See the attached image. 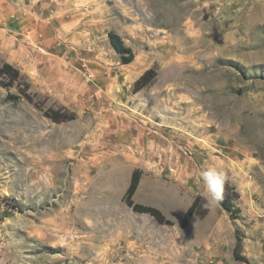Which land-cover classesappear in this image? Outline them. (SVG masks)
<instances>
[{"label":"rangeland","instance_id":"1","mask_svg":"<svg viewBox=\"0 0 264 264\" xmlns=\"http://www.w3.org/2000/svg\"><path fill=\"white\" fill-rule=\"evenodd\" d=\"M104 96L122 135L104 138ZM60 109L77 118L45 115ZM136 170L134 202L173 225L124 202ZM199 196L208 214L183 228ZM0 264H264V0H0Z\"/></svg>","mask_w":264,"mask_h":264},{"label":"trees","instance_id":"2","mask_svg":"<svg viewBox=\"0 0 264 264\" xmlns=\"http://www.w3.org/2000/svg\"><path fill=\"white\" fill-rule=\"evenodd\" d=\"M109 41L112 46V48L116 51L117 54L120 55L122 59L123 64H129L131 63L134 58V52L132 48L126 45L122 37L117 34L116 32H109ZM4 73L7 75L14 76L15 78L21 77V73L19 70L14 68L10 64L4 65ZM156 77V72L154 70L147 71L143 76L140 77L139 80L135 83L134 91H140L148 86H150L154 79ZM24 97L30 99V96H27V94H23ZM10 99L13 98V96H9ZM31 101V100H30ZM64 111V112H63ZM46 117L51 119L53 122L56 123H62L67 121H73L77 118L75 113L67 112L66 110H48L45 112ZM141 172L139 170H136L133 173L132 181L130 183V186L124 196V202L127 204L128 207H130L134 212L136 213H142V214H149L152 217L156 219V221L161 225H173V222L167 219L163 213L152 206H146L143 204H137L134 202L133 198L138 190L140 180H141ZM239 194L236 191V189L229 185L227 181L224 182L223 185V191L221 194V197L218 199V202L223 206L225 211H227L231 218L235 219L240 214V208L235 203L236 200L239 198ZM204 203V204H203ZM210 209L209 204H206L204 198L197 197L191 207L187 210L184 219L181 223V226L183 228L187 227L189 224L191 218L193 216H199V217H205L208 214V211ZM234 257L237 261L243 262V263H249V260L243 255V237L241 235V232H238L237 234V244L234 250Z\"/></svg>","mask_w":264,"mask_h":264},{"label":"crops","instance_id":"3","mask_svg":"<svg viewBox=\"0 0 264 264\" xmlns=\"http://www.w3.org/2000/svg\"><path fill=\"white\" fill-rule=\"evenodd\" d=\"M105 101L106 97L104 96V138L107 137L109 130L106 128V124H111L113 133L122 135L125 126V111L123 108H120L118 104H116V108L114 103H106ZM136 110L140 114L143 111V107L141 106L139 109L136 108L135 111ZM138 139L141 141V135L138 137ZM142 142H144V140ZM143 203L146 205H152V203H147V201H144V199Z\"/></svg>","mask_w":264,"mask_h":264},{"label":"clouds","instance_id":"4","mask_svg":"<svg viewBox=\"0 0 264 264\" xmlns=\"http://www.w3.org/2000/svg\"><path fill=\"white\" fill-rule=\"evenodd\" d=\"M202 178L206 183L207 190L211 194L212 201L218 200L223 191L225 176L223 172H218L215 169H209L202 173Z\"/></svg>","mask_w":264,"mask_h":264}]
</instances>
